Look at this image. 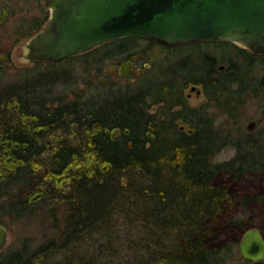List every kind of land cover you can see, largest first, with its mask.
I'll use <instances>...</instances> for the list:
<instances>
[{
    "label": "trees",
    "instance_id": "trees-1",
    "mask_svg": "<svg viewBox=\"0 0 264 264\" xmlns=\"http://www.w3.org/2000/svg\"><path fill=\"white\" fill-rule=\"evenodd\" d=\"M156 72L97 96L51 71L0 90V224L32 217L38 205L59 230L39 250L53 264H225L233 255L245 232L237 218L255 204L248 178L257 165L214 163L225 144L207 109L234 112L239 72H218L211 57ZM191 84L203 86V107L187 102ZM136 248L141 260L124 263ZM25 251L5 259L22 264Z\"/></svg>",
    "mask_w": 264,
    "mask_h": 264
},
{
    "label": "rangeland",
    "instance_id": "rangeland-1",
    "mask_svg": "<svg viewBox=\"0 0 264 264\" xmlns=\"http://www.w3.org/2000/svg\"><path fill=\"white\" fill-rule=\"evenodd\" d=\"M6 1L13 6H19V2H22L20 0ZM15 1H18V4H15ZM39 5L42 6L40 7L42 10L43 3H39ZM30 38L16 37L11 34H8L4 39L0 37V90L8 91L23 87L24 84L27 85L26 83L32 81L36 73L47 71L56 72L68 81L73 88L72 91L78 89L86 96L102 95L110 91H123L128 86L137 88L141 83L140 78L151 69L141 77L125 79L124 77L113 78L109 75L110 67L116 65L123 58L122 53L118 52V47L125 41H129L126 48L130 52L129 54L142 53L145 56L144 62H150L152 70H156V73L166 71L169 67L186 60H193V64L200 67L206 57L217 60L216 68L221 66L220 68L224 70L223 73H226L230 66H234L239 72L240 80V83L231 85V95L236 109L231 113L215 107L207 109L209 116L214 121V127L218 130V141L225 144L215 156L214 163L236 161V165L243 163L246 166L248 162L250 166L257 165L253 169L251 168L256 172V176L248 178L252 195L256 196L255 204L251 206L252 209L240 213L237 219L245 231L258 227L264 234V123L259 125L253 133L254 138L250 142L254 146H246L245 138L248 132V121L258 120L260 114L264 113V56L254 55L255 59L250 64L244 60L249 54L247 51L240 46L235 47L228 43L218 42L201 46L182 45L170 48L141 38H129L101 46L89 53L69 58L58 64L37 66L34 63L26 62L23 57L24 47ZM5 58L10 60L6 62ZM144 62H140L138 66L142 68ZM189 76L194 77L195 74L191 73ZM100 79H103L104 83H100ZM239 86L243 87L242 90L245 91L246 96H240L241 98L237 96L239 93L236 90H241ZM201 90L203 89L200 85L191 84L184 91L190 106L203 107L206 105L208 100L204 93L200 95ZM190 94L191 98L188 99ZM238 98L241 100L240 105L235 102ZM157 109L158 106L153 107V111H157ZM184 130L188 131L189 127L185 126ZM260 190L261 192H259ZM35 208L37 210L35 215L19 222H12L7 227L9 239L6 247L0 253V262L16 264L10 256L6 259L5 256L24 249L26 256L23 257L22 264L56 263L57 260L52 256L50 250H46V254H42L39 250L56 240L59 237V230L54 227L52 221L46 219L45 213L38 209V205ZM46 209L49 210L48 207ZM36 251H38V255L30 263L27 255ZM131 252L128 250L124 252L122 256L124 263H128L132 258L140 259L141 250L139 248L132 249Z\"/></svg>",
    "mask_w": 264,
    "mask_h": 264
},
{
    "label": "water",
    "instance_id": "water-1",
    "mask_svg": "<svg viewBox=\"0 0 264 264\" xmlns=\"http://www.w3.org/2000/svg\"><path fill=\"white\" fill-rule=\"evenodd\" d=\"M45 5L51 17L27 41L23 57L28 63L61 62L127 38L168 47L230 42L264 55V0H45ZM131 66L122 65L121 74L135 75ZM255 126L251 121L247 129ZM8 239V228L0 224V253ZM239 250L251 261L264 259L258 227L244 232Z\"/></svg>",
    "mask_w": 264,
    "mask_h": 264
},
{
    "label": "flooded vegetation",
    "instance_id": "flooded-vegetation-1",
    "mask_svg": "<svg viewBox=\"0 0 264 264\" xmlns=\"http://www.w3.org/2000/svg\"><path fill=\"white\" fill-rule=\"evenodd\" d=\"M19 1V0H18ZM18 1H15V4H18ZM22 2H19L18 5H11L6 0H0V37L4 39L8 34L14 35V36H25V38L32 37L36 35L38 32H40L44 26L48 23L51 17V11L48 7L45 5V0H20ZM35 2V3H34ZM39 3H43V9L40 10ZM21 11V12H20ZM20 12V14H17ZM129 39V38H127ZM135 39V38H130ZM231 44L235 47H239L236 44L230 43V42H224ZM204 45V44H215V43H194V44H187L186 46H198V45ZM176 47V46H175ZM178 47V46H177ZM173 48V47H170ZM241 48V47H240ZM243 49V48H242ZM245 50V49H244ZM247 51V50H245ZM128 50L126 49L121 55L123 58L117 62L116 65H113L110 67L109 75L113 78L115 77H124L131 78V77H141L143 76L147 70L152 69V65L150 62H144L145 56L142 53L139 54H129ZM247 53H249L247 51ZM250 55H254L249 53ZM264 56V55H263ZM6 59V58H5ZM4 61L3 59H1ZM10 59L7 58L5 61H9ZM191 64L193 60H189ZM131 62V71L135 72V75L130 74L129 76L122 75L121 74V67L122 65ZM140 62H144L143 67L140 68L138 65ZM215 63L217 64L218 61L215 60ZM41 64V63H36ZM149 66V67H148ZM112 67L114 69H112ZM139 67V68H138ZM221 67V66H220ZM220 67L217 68L218 72L223 73L224 70ZM231 67V66H230ZM229 67V68H230ZM139 70H142L144 73L141 75L139 74ZM100 83H104L103 79H100ZM200 87L203 89V86L200 85ZM239 90H236L238 93ZM204 93V90H201L200 95ZM188 99L191 98V94L187 97ZM254 121L256 122V126L253 130L246 133V146H254L251 139L254 138V131L257 129V127L264 123V113L260 114V117L258 120L251 119L249 122ZM264 140V139H263ZM237 146H240L237 144ZM262 232V230H261ZM263 234V232H262ZM264 237V234H263ZM240 243V241H239ZM239 243L236 245V249L233 252V255L227 259L226 264H264V259L261 261H251L249 259L244 258L239 250Z\"/></svg>",
    "mask_w": 264,
    "mask_h": 264
}]
</instances>
